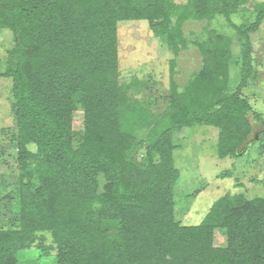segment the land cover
I'll return each mask as SVG.
<instances>
[{"label":"trees","instance_id":"1","mask_svg":"<svg viewBox=\"0 0 264 264\" xmlns=\"http://www.w3.org/2000/svg\"><path fill=\"white\" fill-rule=\"evenodd\" d=\"M250 2L0 0V30L15 37L0 77L12 80L19 169V216L0 227V264H19L18 253L34 248L54 253L57 264H264V198L227 194L195 226L175 214L176 136L213 127L218 158H237L254 133L252 118L261 122L242 93L259 79L251 34L264 22V3L253 6L254 22L232 23ZM219 16L237 32L238 57L228 36L209 30L192 43L203 64L183 89L170 61L164 111L130 96L139 82L121 81L122 22L147 21L179 55L190 46L186 23ZM236 65L241 81L231 92ZM77 112L84 114L82 135L73 128ZM140 144L143 166L130 159ZM216 230L225 232V247L215 246Z\"/></svg>","mask_w":264,"mask_h":264},{"label":"rangeland","instance_id":"2","mask_svg":"<svg viewBox=\"0 0 264 264\" xmlns=\"http://www.w3.org/2000/svg\"><path fill=\"white\" fill-rule=\"evenodd\" d=\"M184 4L186 0H174ZM264 0H251L232 17L237 26L248 25L255 21L253 6ZM252 7V8H250ZM250 10V11H249ZM185 37L190 43L188 49L175 55L162 39L155 37L147 21L122 22L119 25V54L122 83L139 82L130 91L132 98L149 102L151 110L162 112L170 102V61L177 63L175 80L183 89L202 67L203 58L192 43L203 41L209 30L228 36L232 42L234 58L240 55L237 32L222 17L213 22L190 21L184 25ZM254 47V70L259 79L251 80L242 95L261 116V122L252 118L254 132L261 135L250 149L237 158L219 159L216 144L219 131L213 127L197 126L187 128L177 135L175 142L180 147L175 152V164L181 172V178L175 187L176 218L185 226H195L203 222L214 202L227 194H245L248 199L264 198V22L260 29L251 34ZM15 45L14 34L10 30H0V72L6 68L7 53ZM241 81L238 65L230 71V90L234 92ZM12 80L0 77V227L10 220L18 218L19 169L17 148L11 138L17 133L16 116L11 108ZM74 130L84 133V114L77 112L73 118ZM75 143L79 142V137ZM145 143V142H143ZM145 144H140L132 153L131 160L143 166ZM35 151V147H30ZM231 173V174H228ZM100 192L105 179L101 177ZM38 186L34 182L33 189ZM46 247H52V239L47 237ZM215 246H226V234L222 230L215 232ZM19 264H57L54 253L46 255L41 249L21 250L18 253Z\"/></svg>","mask_w":264,"mask_h":264},{"label":"water","instance_id":"3","mask_svg":"<svg viewBox=\"0 0 264 264\" xmlns=\"http://www.w3.org/2000/svg\"><path fill=\"white\" fill-rule=\"evenodd\" d=\"M260 138V134L259 133H256L254 132L252 134V136L250 137V139L247 141V143L244 145L243 147V151L240 153L238 152V154L240 156L244 155L245 153H247V151L250 149V147L259 140Z\"/></svg>","mask_w":264,"mask_h":264}]
</instances>
